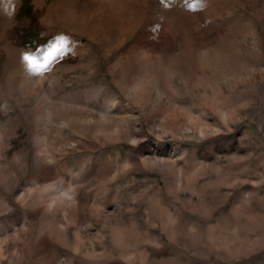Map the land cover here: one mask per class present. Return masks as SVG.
I'll list each match as a JSON object with an SVG mask.
<instances>
[{
  "label": "rangeland",
  "instance_id": "obj_1",
  "mask_svg": "<svg viewBox=\"0 0 264 264\" xmlns=\"http://www.w3.org/2000/svg\"><path fill=\"white\" fill-rule=\"evenodd\" d=\"M22 3L0 264H264V0Z\"/></svg>",
  "mask_w": 264,
  "mask_h": 264
},
{
  "label": "trees",
  "instance_id": "obj_2",
  "mask_svg": "<svg viewBox=\"0 0 264 264\" xmlns=\"http://www.w3.org/2000/svg\"><path fill=\"white\" fill-rule=\"evenodd\" d=\"M26 12L28 14H26ZM32 13H33V7L30 5L29 0H23V3H22V5H21V7H20V9H19V11L17 13V16L18 17H22V16H25V15L26 16H31ZM34 39H39V36L37 35L36 37H34ZM34 39H32L31 43H33ZM25 44H27V42H25Z\"/></svg>",
  "mask_w": 264,
  "mask_h": 264
},
{
  "label": "bare ground",
  "instance_id": "obj_3",
  "mask_svg": "<svg viewBox=\"0 0 264 264\" xmlns=\"http://www.w3.org/2000/svg\"><path fill=\"white\" fill-rule=\"evenodd\" d=\"M52 174V169H50L49 171V175ZM51 188L54 189L55 192H57L58 190H60V186L59 185H51Z\"/></svg>",
  "mask_w": 264,
  "mask_h": 264
}]
</instances>
